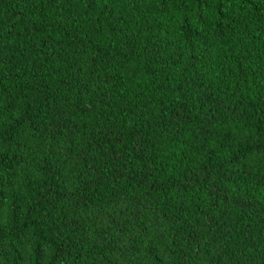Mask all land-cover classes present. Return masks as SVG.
<instances>
[{
  "label": "trees",
  "instance_id": "16d2710c",
  "mask_svg": "<svg viewBox=\"0 0 264 264\" xmlns=\"http://www.w3.org/2000/svg\"><path fill=\"white\" fill-rule=\"evenodd\" d=\"M0 264H264V0H0Z\"/></svg>",
  "mask_w": 264,
  "mask_h": 264
}]
</instances>
